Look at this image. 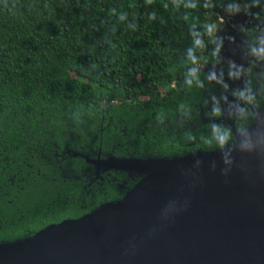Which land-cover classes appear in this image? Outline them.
<instances>
[{"label":"trees","instance_id":"obj_1","mask_svg":"<svg viewBox=\"0 0 264 264\" xmlns=\"http://www.w3.org/2000/svg\"><path fill=\"white\" fill-rule=\"evenodd\" d=\"M239 5L248 88L231 125L209 120L196 62L215 48L209 19ZM263 24L264 0H0V246L116 202L149 173L97 158L166 161L233 143L264 99ZM186 138L198 140L177 144Z\"/></svg>","mask_w":264,"mask_h":264},{"label":"water","instance_id":"obj_2","mask_svg":"<svg viewBox=\"0 0 264 264\" xmlns=\"http://www.w3.org/2000/svg\"><path fill=\"white\" fill-rule=\"evenodd\" d=\"M94 163L149 173L116 202L0 246V264H215L198 254L264 264V99L254 123L225 149ZM104 204L112 211L106 219L84 218Z\"/></svg>","mask_w":264,"mask_h":264},{"label":"rangeland","instance_id":"obj_3","mask_svg":"<svg viewBox=\"0 0 264 264\" xmlns=\"http://www.w3.org/2000/svg\"><path fill=\"white\" fill-rule=\"evenodd\" d=\"M214 15L215 18H211L208 21V33L210 40L213 41L214 51L209 60L203 59L196 62V67L204 73L206 85L203 86L202 93L207 98L208 105L211 106L210 109L217 108L221 115L225 114V116H228L230 112H236V107L232 105L231 109L227 110L220 103L216 107L215 99L217 93L223 91L224 85L220 82H215V80H225L227 87L238 89V92H240V87L244 85L240 73L241 65L243 64L239 48L240 39L235 29H237L236 26L238 24L248 23V11L242 5H239L229 9L224 14ZM224 66H227L228 70H224ZM233 84L236 85L233 86ZM238 92L236 91V94Z\"/></svg>","mask_w":264,"mask_h":264},{"label":"flooded vegetation","instance_id":"obj_4","mask_svg":"<svg viewBox=\"0 0 264 264\" xmlns=\"http://www.w3.org/2000/svg\"><path fill=\"white\" fill-rule=\"evenodd\" d=\"M249 20V18H248ZM248 28H250V25H247ZM260 27V29L262 30V32L264 33V24L263 25H258ZM236 30V29H235ZM237 33V31H236ZM238 35V33H237ZM238 38L240 39V42H239V48L241 47V38L240 36L238 35ZM240 54L242 56V61H243V64L241 65V67L244 69L247 65H246V62H245V58L243 56V53H241L240 51ZM224 70H228L227 66H224ZM226 79V77H224ZM245 81V84H246V87L248 88V83L246 81V77L244 79ZM215 82H220L222 85H224L223 87V91H220L217 93V96H216V99H215V105L217 107V105L223 101L224 104L223 105H226L227 106V110H230L232 105H233V100H238L239 103L244 106L245 103V97L247 95V93L244 95V93L241 92V90L244 89V85L242 87H240V92H238V89L236 90L235 88L234 89H231L230 87H227V82L225 80L223 81H220V80H215ZM219 84V83H218ZM236 85V84H235ZM233 84V86H235ZM233 88V87H232ZM236 91L238 92L236 94ZM226 93H228V95H226ZM209 105H206L205 107H207ZM207 110H209V112L212 113V117L209 118L210 121H218L219 123L220 122H224L226 124H233L237 121L240 120L241 118V112L236 115L235 111L233 112H230V114L228 116H225V114L221 115V112H219V110L217 108H215L214 110L213 109H209V108H206ZM196 140H198L197 138H186L182 141H179L177 144L181 145V146H190V145H193Z\"/></svg>","mask_w":264,"mask_h":264},{"label":"bare ground","instance_id":"obj_5","mask_svg":"<svg viewBox=\"0 0 264 264\" xmlns=\"http://www.w3.org/2000/svg\"><path fill=\"white\" fill-rule=\"evenodd\" d=\"M106 208H110V205L104 204L99 211H97L96 213H93V215H91L90 217L86 216L84 218L88 219L89 222H91V224H93V223L96 224V223L106 219V217L112 213L111 210L106 211ZM63 222H65V220ZM51 227L52 226H47L43 231H40L37 234H35V237L38 238V236L41 233H44L45 231L49 230ZM79 246L81 248L85 249L88 246V243L80 242ZM189 252H192V251H189ZM189 255L194 256L192 253H189ZM194 257H197V258L204 260V261H211L215 264H236L239 261L238 257L225 256V255H223L222 258H220V259H214L208 255H205V254H198V256H194Z\"/></svg>","mask_w":264,"mask_h":264},{"label":"clouds","instance_id":"obj_6","mask_svg":"<svg viewBox=\"0 0 264 264\" xmlns=\"http://www.w3.org/2000/svg\"><path fill=\"white\" fill-rule=\"evenodd\" d=\"M133 30H134V28H133Z\"/></svg>","mask_w":264,"mask_h":264}]
</instances>
